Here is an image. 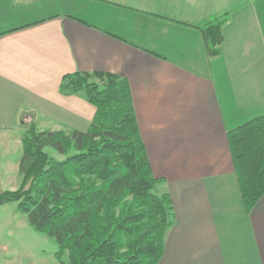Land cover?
Segmentation results:
<instances>
[{"label":"crops","instance_id":"1","mask_svg":"<svg viewBox=\"0 0 264 264\" xmlns=\"http://www.w3.org/2000/svg\"><path fill=\"white\" fill-rule=\"evenodd\" d=\"M224 14L210 56L201 27ZM75 71L129 83L175 215L158 264H264V194L245 211L227 141L264 117V0H0V152L30 126L87 128L94 106L59 91Z\"/></svg>","mask_w":264,"mask_h":264},{"label":"trees","instance_id":"2","mask_svg":"<svg viewBox=\"0 0 264 264\" xmlns=\"http://www.w3.org/2000/svg\"><path fill=\"white\" fill-rule=\"evenodd\" d=\"M224 14L201 27L205 50L223 43ZM59 91L81 93L94 106L85 130L28 127L18 160L16 189L0 192V206L17 202L36 231L54 238L71 264H158L175 223L169 193L159 191L141 138L129 83L107 71L62 76ZM242 205L249 212L264 194V117L227 132ZM51 146L65 155L56 159ZM73 149L72 154L66 155Z\"/></svg>","mask_w":264,"mask_h":264},{"label":"rangeland","instance_id":"3","mask_svg":"<svg viewBox=\"0 0 264 264\" xmlns=\"http://www.w3.org/2000/svg\"><path fill=\"white\" fill-rule=\"evenodd\" d=\"M44 151L56 159L65 156L51 146H45ZM73 152L70 149L66 155ZM20 154V145L15 147L13 143L0 152V192L19 186ZM58 250L54 238L29 225L27 215L17 210V202L0 206V264H71L67 251L58 256Z\"/></svg>","mask_w":264,"mask_h":264}]
</instances>
